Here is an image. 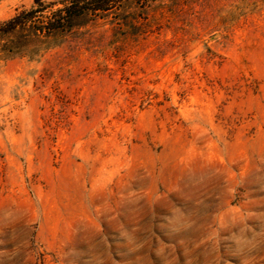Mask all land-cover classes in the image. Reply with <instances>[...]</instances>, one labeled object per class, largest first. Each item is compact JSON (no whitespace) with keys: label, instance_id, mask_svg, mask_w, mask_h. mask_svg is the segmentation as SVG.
<instances>
[{"label":"rangeland","instance_id":"1","mask_svg":"<svg viewBox=\"0 0 264 264\" xmlns=\"http://www.w3.org/2000/svg\"><path fill=\"white\" fill-rule=\"evenodd\" d=\"M127 11L0 60V264H264V0Z\"/></svg>","mask_w":264,"mask_h":264},{"label":"trees","instance_id":"2","mask_svg":"<svg viewBox=\"0 0 264 264\" xmlns=\"http://www.w3.org/2000/svg\"><path fill=\"white\" fill-rule=\"evenodd\" d=\"M142 0H35L32 7L22 9L0 22V60L11 56L37 54L60 43L61 37L73 29L101 17L126 25V33H146L147 28L130 29L134 16L129 5Z\"/></svg>","mask_w":264,"mask_h":264}]
</instances>
